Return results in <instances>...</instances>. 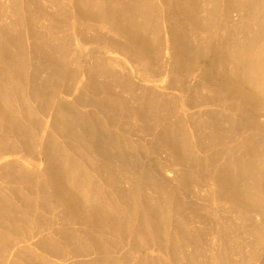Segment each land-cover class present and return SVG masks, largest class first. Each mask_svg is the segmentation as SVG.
I'll return each instance as SVG.
<instances>
[{"label":"bare ground","instance_id":"6f19581e","mask_svg":"<svg viewBox=\"0 0 264 264\" xmlns=\"http://www.w3.org/2000/svg\"><path fill=\"white\" fill-rule=\"evenodd\" d=\"M212 8L215 9L210 11L207 22L208 25L206 26V28L208 27L207 40L203 44H200V46H186L185 48L188 49H185L184 51L185 53L183 63L182 60L181 62L175 60L178 62L174 64L175 61L173 60V66L168 67V71L170 70L169 73L172 74V77L170 78L171 81L169 82V88H178L179 92V97H176L174 100L168 98L164 93L160 94L156 92V90L154 91L151 87L150 88L152 90L146 88L147 85L144 90L142 89V92L140 90V87L142 85L139 86V90L141 93L138 94V86L133 83L132 80L130 81L129 78H127L129 75H126L127 77L124 79L119 78L120 75L118 76L116 72L112 71L114 69L105 67L104 59L106 57L101 60V57L99 56L101 54L97 55L98 57H100V60H96L100 62L95 61L96 63L93 62V65H89L90 67H85V69L82 68V62L80 58H75L77 67L75 68L76 70L74 69V67L71 68L74 69V71L71 70L74 72V74L70 73V70L67 71V68L71 67L69 66L70 62L68 60V55L66 52H64V50L61 51L62 53L64 52V54H59V60H57V58L55 57L56 62L53 61V64L56 67V80H54L56 81L55 83H57V80L59 81V83H61V81L63 83L65 79L67 82V79L70 77V80L76 79L79 76V73L82 72V74L87 77V82H85L86 84H84L85 86L87 85V87L85 88L84 86H82L83 88L80 89L81 92L78 90L80 94L77 97V102L81 104L84 109L87 108V104L90 103L89 105L95 109H98V111L96 110L95 112L87 114H84L86 112L83 110L78 112L84 115H77V111L75 113L72 111L73 113L67 114L69 109L66 110L65 105H60V103L62 102V100L60 99V101L57 100L60 102H58L60 105L59 107H57V101L55 102L57 106L55 104L54 106H52L50 102L53 103V99L57 98V96L55 97L53 91L52 93L50 91L47 92L48 90H45V86L43 87L37 84V76L36 78H34L35 81L31 84L32 87L30 86V88H32V90L30 91V95L32 96L27 93L31 98L33 97L34 104L35 100L37 102L39 101L40 112H46V110H48V107L46 105H48L49 109H51L50 113L52 114V116L50 117H53L51 129L53 130L52 133L55 134L50 138V144H46V148L48 149V151L51 150L53 152V158H51L52 153L50 152V154L49 152H47V150L46 155L40 152L41 158L44 155V158L46 160L45 172L48 175V177L47 175L46 177L50 178L53 182V184H51V196H53L59 204L70 203L74 207L76 214L78 215L77 218L83 220L85 224L87 220H91L98 213L103 202L102 198L104 197V191L101 189L102 187L96 184L91 173L88 174L90 170L85 173L87 176H82L83 180H80L82 172L84 170L83 166L88 167L87 169L91 167L92 161L90 162L89 160L85 159L86 155H88L89 152H92L93 155L100 160L101 170L106 172L109 176L108 178H106L107 180H104V182L106 181L107 186H110L109 184H114L113 182L117 178L115 176L118 175L120 177V173H118V171L122 172L123 170L129 169L132 175L129 174L128 177L131 176L129 180L132 182V184H134L133 186H131L133 187V190L132 192L131 190H129V193L125 192L126 190L119 188L118 191L119 195L122 198L121 201H123V203L128 206V210L131 212L130 214L135 218V220H138V222L139 220L144 223L146 222L150 226V228H153L155 237V239L153 240H155L156 247H158V249L163 253L164 250H168H166L165 252H168V257H171L170 264H179L181 262H183L184 264L207 263L206 261H204L206 259H204V257H201V249H199L202 243L201 240H203V236L207 231V225H203L204 223L209 224L208 226L210 228L208 227V231L211 232V235L212 233L214 235H217V237L215 236V239H218L217 241H221L220 244H222V251L220 249L219 253H217L216 251L215 257L213 256V254H211L213 256V260L218 264H254L256 261H259L263 257L262 255L264 253V121L261 118L264 117L261 116L262 114H264V0H223L220 1V3H218L217 1V5L215 7L213 6ZM233 14H235L236 17L238 16L236 20L233 19L235 22L231 21L230 18V16H233ZM222 21L226 22L223 23ZM219 31L223 34L220 35ZM26 56V53L19 55V60L16 61L17 64L15 67H18L21 70L26 68ZM154 56L157 58L159 55L155 54ZM175 56H173L172 58H174ZM150 60L153 61L154 59L152 58ZM208 62L209 64H211L206 65V63ZM151 63L153 64V62ZM49 64H52V62ZM55 67H53V69ZM149 68H151V64L149 65L148 69ZM65 70L67 72H65ZM152 71L154 72L155 70ZM192 81H194V83ZM50 83L44 84L46 85V89L49 88ZM114 83L116 84V86L118 85L119 89L121 90L115 91V88H113ZM73 85H75V83ZM57 86L59 85L57 84ZM75 88L77 89V87ZM56 89V92H58L59 88ZM87 89L92 91V96H88V99L85 98L86 100H84L83 93L86 94ZM20 91L23 92L24 89ZM126 91H128L129 93H127L128 95L125 98L123 96L125 94H123L122 92ZM24 93L20 94L17 91L13 93L11 100L12 102L17 103L16 105L18 106V110L14 108L16 105L12 103L15 106H12V108L10 107L12 110L10 109L11 114L9 112V116H12V119L10 117L9 118L11 119L13 125V131L11 132L14 134L18 145L17 150L15 151L21 150L28 155L35 153L34 146H36V144L33 142H35L34 137L37 129L36 123L39 121V118L35 123L34 118L36 119V117L34 116L36 115V112L38 113V109L34 113V110L32 111L29 108L30 105H26L28 103L27 101H32V99H27L26 101L25 98H27L28 96L27 94L23 95ZM67 94L68 93H66V95ZM22 96H25V98H23ZM7 97L9 96L7 95ZM75 100L73 99V102ZM64 101L65 100L63 99L62 103H64ZM78 103L76 104L78 105ZM177 104L178 106H180L179 108H177ZM252 104L259 107V109L258 107H256L255 109L256 111L258 109L259 112H256L255 110L252 111ZM45 106L47 107L45 108L46 110H44L43 108ZM72 107H74V105ZM78 107L76 108L78 109ZM98 112L100 113L99 115L103 116V123H100L103 124L104 127L114 126L117 128V130H121L117 135H115V137L114 134L116 133H113V135H111L110 137L109 135H107L109 138L113 139H110L112 142L108 139L107 136L104 135L103 137L100 135L101 129L99 130L97 126L99 125V122H97L96 119L99 115L95 117V114H98ZM19 113L23 114V117H21ZM125 117H132L131 119H133L134 117L135 120L137 119L139 122H141V124L144 125L143 129L145 130V135H150L151 133L157 132V139L155 138L156 142H154L152 146L150 145L151 148L154 149L153 151L155 152L159 147L167 148L170 151L169 153H171L173 163L176 166H180L181 168H183V170L181 169L182 171H184V169L189 171V173L182 174V172L180 176H177L179 177L178 180H174H177L176 188V185L174 186L173 184L172 185L174 188H172L171 186H167L168 184H170L168 182H172L170 181V179L169 181L166 180V182L165 180H162L166 183V186L162 182L161 183L163 184V186L162 184L159 185L160 183L158 184V182L154 183L156 180L159 181L160 178L156 180L154 179L155 175L153 176L151 174V167H149L150 164L147 165L146 163L145 167H141V163L143 162L142 164H144L145 158L144 161H142V159L140 160V158H138L139 153L141 152L142 154V152L145 151V153L149 154L151 148L148 143L145 144V141L147 139L144 141V143L141 142L142 138H138V140L136 141H133L131 139L133 133V129L131 128L133 126L131 124H126L129 119H127V121H124ZM98 119H101L100 116L98 117ZM130 122L131 121H129L128 123ZM124 123L128 125L127 128L123 126ZM138 125H136L137 129H139ZM39 126L41 127V125ZM40 127L38 128L40 129ZM137 129L134 131L136 132ZM38 130L37 132H39ZM139 131L138 134H134H137L139 136ZM142 133H144V131ZM102 134H104V132ZM49 135H51V132L50 134H48V136ZM57 136H60L58 138H64L63 140L66 141L64 145H66L65 147H67L65 149L72 150L71 153H65V151H63L64 149L62 150L58 146L59 143L54 142L59 140ZM114 138L116 139L115 142ZM157 144L158 147H156ZM43 145H45V142ZM40 146L42 147V143ZM124 147L127 149L126 151H128L129 154L134 153L133 155L135 157L137 156L136 158H138V160H136L135 163L121 161V155L119 154V152H122ZM230 150L231 152L232 150H234V152H232L233 154L229 152ZM126 151L124 150L125 153ZM73 152L75 153L73 154ZM113 152L115 155L111 154ZM245 153L248 156H246ZM141 154L139 155L140 157ZM74 155L75 157H73ZM117 155L120 160H118V157H116ZM32 156L34 155L32 154ZM143 156L145 157V155ZM151 156H153V154ZM106 157H108V159ZM113 158H115V160ZM33 159H35V156ZM139 160L141 161V163L138 162ZM138 163H140L141 166H139ZM79 166H82L83 170ZM55 170H58L59 172H57L59 174L61 172L64 173L65 184H62V188H60L61 184L59 185L57 182L58 176L54 174ZM154 172L155 171H153V173ZM208 172L209 174H207ZM121 174L123 175V172ZM60 175L62 176L63 174ZM128 177L127 181L129 182ZM206 179H209V181L213 184L214 190L213 193L209 191L211 192V194L209 196H206L208 197V200L211 201L209 198H212L217 202V204L219 202L222 206H226L228 209V212L225 213L226 215L222 214L223 216H225V219L222 218L223 222L221 220V217L223 216L221 215L218 218L222 223L220 222L218 224H215L213 220L215 216L212 218L211 215L213 213L211 214V211L209 212L210 214L205 213L206 215L209 214L208 216L200 215L201 212H196L197 208L195 206L193 207V205H196L198 202H192L193 204L191 203L192 205L189 206L188 204L190 202L188 201V197L187 201L189 203L184 200L186 203H184L183 207L189 206V208L187 207L186 210L188 209L187 211H192V213L194 212V215H192L190 212V216H192V218L190 216L188 217L187 215V217H182L181 215L180 218L174 217V215H176V213L174 212L177 211L176 205H178L176 203H180L181 205V203L184 202H179L181 200L180 198V200L178 199L179 201L174 200L177 197L176 191L182 190L185 191L183 193H189L191 191L190 189L192 188H188V186H190L188 185L189 180L191 181V183H203L205 185L203 181H205ZM82 181L86 184H80L82 183ZM131 182H129L130 185ZM211 183L209 187H211ZM197 184L196 186L198 187ZM80 187L84 190L78 192L80 190ZM145 187H148L149 189H151L152 187L153 190L155 189V193L158 194L159 199H155L156 197L152 199V197L150 196L151 192H149L150 194H146V191L144 189ZM168 187L172 188L173 190L169 191ZM201 187H203V185H201ZM190 193L192 194L193 192L191 191ZM206 197L204 200H206ZM215 201L214 205L216 204ZM207 204L204 205L207 206ZM199 205L200 204L197 205L198 208H200ZM183 207L181 208L182 210L184 209ZM226 207L225 210L227 211ZM186 210L184 209V211ZM217 210L220 211L218 209V206ZM184 211L181 213L183 214V216L185 213ZM214 213H216V211ZM172 214L174 215L172 216ZM179 214L180 213H178L177 215ZM194 217L199 220L198 223L201 222L203 228L194 227L195 229H193L189 226L191 221L197 220H195ZM122 219H118V222L122 221V224H124L126 221L124 223L123 221L126 218ZM234 220H237V223L238 221L240 223L238 225L236 224V226V222ZM120 236H122V234ZM194 236L195 238H193ZM243 236L250 238V241L248 240L249 243H245V240L247 238L245 239L244 237V240ZM212 237L214 236L212 235L211 238ZM208 238L210 237L208 236ZM5 241L7 240L5 239ZM203 242L205 243V241ZM212 242L214 243V245L217 243H215L214 241ZM13 243L14 248L16 244L14 241ZM212 245L210 246L212 247ZM190 247H192V249L194 248L195 250L190 249L192 250L191 253L186 252ZM9 248L10 247H6L2 249L0 251V256L5 257L10 252ZM131 249L132 251H134L133 248ZM180 253H182V257ZM26 258L28 259V257ZM17 259H19V257ZM210 260L212 261V259ZM48 262H50V260Z\"/></svg>","mask_w":264,"mask_h":264},{"label":"rangeland","instance_id":"374dc122","mask_svg":"<svg viewBox=\"0 0 264 264\" xmlns=\"http://www.w3.org/2000/svg\"><path fill=\"white\" fill-rule=\"evenodd\" d=\"M217 1L218 3H220V1L223 0H217ZM217 1L216 0H0V149H1L0 150V251L6 247H10L9 248L10 252L5 256L7 260L5 259V257L0 256V264H7V263L8 264L9 263L10 264H85V263L88 264V262L89 264L90 263L91 264H106V263L107 264H111V263L112 264H170L171 257L170 256L168 257V252H165L167 249L164 250L163 253L158 249V247H156L155 240H153L155 239L153 228H150V226L146 222L144 223L140 220L138 222V220H135V218L132 217V215L130 214L131 212L128 210V206L124 204L123 201H121L122 198L119 195V191H118L119 188H122L123 190H126L125 192H129V193H130L129 190H131V192L133 190V187L131 186H133L134 184H132V182L129 180L131 176L128 177L129 174L132 175L129 169L123 170L122 171L123 175L121 174L122 173L121 171H118V173H120L119 174L120 177L118 175L115 176L117 178L113 182L114 184H109L110 186H107L106 181L104 182V180H107L106 178H108L109 176L106 172L101 170L100 160L97 157H95L92 152H89V154L86 155L85 159L89 160L90 162L92 161L91 167L87 169L88 167L83 166L84 170H86L84 171L83 167L79 166L83 170L80 180H83L82 178L84 176L85 177L87 176L85 173H87V171L90 170L91 172L89 171L88 174L91 173L96 184L102 187L100 188L104 191L103 192L104 197L102 198L103 202L101 204L100 210L92 218L94 220L91 219L92 220L91 221L89 219L87 220L88 222L86 221L85 224L83 220L77 218L78 215L76 214L74 207L70 203H69L70 205L68 203L59 204L57 203L55 198L51 196L52 194V193L50 194V192H52L51 184H53V182L50 178H47L48 175L45 172L46 160L44 158V155L42 156V158L40 155L41 153L46 155L47 152L49 153L51 152L52 153V154L50 153L52 155L51 158H53L54 155L53 152L51 150L48 151V149L46 148V146L50 144V138L55 134L52 133L53 130L51 129L53 123L52 120L53 117H50L52 116V114L50 113L51 109H49L48 105H46L48 108L46 106L43 107L44 110H46L45 108H47L48 110L42 113L39 111L40 109L39 101L37 102L35 100V104L33 103L34 99L33 97L32 98L30 97L32 96L30 95V91L32 90L30 86L32 87L31 84L32 82L35 81L34 78H36L37 76L38 78L37 84L43 87L45 86L44 88L46 91L48 90L47 92L50 91L52 93L53 91L55 97L57 96V98L53 99V103L50 102L52 106H54V104L56 105L55 102L59 99L62 100V102L63 99L65 100L64 103L62 102L60 103L59 102L60 100L57 101L58 106L57 105L56 106L59 107L60 105L62 106L65 105V109L66 110L69 109L67 114H71L73 112L75 113L77 111V115H84L87 113L95 112L96 110L98 111V109L91 107L89 105L90 103L87 104V108L84 109L83 106H81V104L77 102L78 101L77 97L81 92L80 89L83 88L82 86H84L85 88L87 87V85L86 86L84 85L86 84L85 82H87L86 80L87 77L84 74H82V72L79 73V76L76 79L70 80L71 78L70 77L68 78L69 80L67 79V82L65 79L63 83L61 81L62 84L59 83L58 80L57 83H55L56 81L54 80H56V72H55L56 67L53 64V61H55L56 58L57 60H59V54L61 55L62 53L61 51L64 50V52L67 53L68 60L70 62L69 63L70 65L69 64L68 65L71 67L67 68V71L70 70V73L74 74L73 71L77 67L75 63V58H80L82 62L81 63L82 68L85 69V67L89 68L94 63L100 62V61H96V60H100L99 59L100 57L101 60L106 57L107 59L106 58L104 59L105 67L114 69L112 71L116 72L118 76L120 75L119 78L124 79L129 75L127 78H129L130 81L132 80V82L138 86L137 90L139 92L136 91L138 94L141 93L147 85L146 88L149 89L152 88L154 91L156 90V92L160 94L164 93L168 98L174 100L176 97H179L178 95L179 92H178V88L175 89L169 88V82L171 81L170 78L172 77V74L169 73L170 70L168 71L169 69L168 67L173 66L172 65L173 60L174 61L178 60L180 62L182 60L183 63L184 53H185L184 51L185 49H188L185 48L186 46L188 45L200 46V44H203L207 40L208 27L206 28V26L208 25L207 24L208 15L210 11L215 9V8L213 9L212 7L213 6L215 7L217 5ZM230 18L231 21L235 22L234 20H236L238 16L236 17V15L233 14V16L232 17L230 16ZM222 22L224 23L226 21H222ZM220 31H219L220 35L223 34ZM24 52L27 54L26 56L27 61L25 57V61L27 65L26 68L21 70L20 68L15 66L17 64L16 61L19 60V55L25 54ZM64 52L62 54H64ZM153 54L154 55L158 54L159 56L156 58ZM97 55H99L100 57H98ZM173 56L175 57L172 58ZM152 58L154 59L153 61L150 60ZM178 61H175L174 64H176V62ZM48 62L49 63L52 62V64H49ZM151 62H153V64ZM209 62L206 63V65L207 64L210 65L211 63L209 64ZM150 64H151V68L148 69ZM52 65L53 67H55L54 69ZM73 67L74 69H71ZM152 70L155 71L153 72ZM67 71L65 70V72ZM43 82H45L46 84L51 82L50 83L51 85L49 84V88L47 87L48 89H46V85H44L45 83ZM192 82L194 83V81ZM23 83H25L26 85L28 84L27 85L28 87ZM74 83L75 85H73ZM57 84L59 86H57ZM139 86H141L140 87L141 92L139 90ZM75 87H77V89ZM56 88H59L58 92H56L57 91ZM113 88H115L114 89L115 91L121 90L119 89L118 85L116 86L115 83L113 85ZM23 89H24L23 92L20 91ZM78 90L80 92H78ZM16 91L19 92L20 94L26 92L23 95H26L28 93L30 96L27 94L28 96V97L26 96L27 98H25V96L24 97L22 96L23 98H25L26 101L27 99H32V101L28 100L27 101L28 103L26 102L27 103L26 105H30L29 108L32 111L34 110L33 111L34 113L38 109L37 110L38 113L36 112V115L38 114L39 115L34 116L36 117V119L34 118V121L36 123L39 118L40 122L38 121L39 123L38 122L36 123L37 129L35 128L36 129V133L34 137L35 142H33L36 144L38 149L36 148V146H34L35 153H32L35 156L36 160L33 159L34 156H32V154L27 155L21 150H19L20 152L15 151L17 150L18 145L14 137V134L11 132L13 131L12 130L13 125L11 121L12 116L9 115L11 114L10 109L12 108V106H15L17 104L12 102L11 100L13 93ZM55 92L56 94L57 93L58 94L56 95ZM91 92L92 91L87 89L86 94L83 93L84 100L88 99V96H92ZM66 93L68 94L66 95ZM122 93L125 94L122 95L126 98L128 95L127 93L129 92L126 91ZM7 95L9 97H7ZM73 99L74 100L77 99V100L73 102ZM58 102L60 103V105ZM75 102L78 103V105ZM12 103H14L15 105ZM73 105L74 107L75 106L76 107L80 106V107H78L77 109L76 107L75 108L72 107ZM253 105L254 104H252L251 106L253 107L252 111H254L256 107H258L256 105L254 106ZM16 106L14 108L17 109L18 106L17 107ZM31 106H33L34 109ZM179 107L180 106H178L177 108ZM258 109L257 111L256 110L255 111L259 112ZM82 110L85 111L86 113L84 114L78 113ZM99 114H100L99 112L98 114H95V117H97ZM20 116L23 117V114H20ZM99 116L101 119H98ZM99 116L96 119L97 122H99L98 123L99 125L97 126L99 130L101 129L100 130L101 136L104 137V135L105 136L109 135L110 137L111 135H113V133H116L114 134L115 137V135H117L121 131V130H117V128L114 126L111 127L105 126L106 127L105 128L103 124H101L103 123L102 121L103 116L102 115ZM261 116H264V114H262ZM131 118L129 117L124 118V121H127V119H129L126 124H131L133 126V127L130 126L132 127L131 129H133L131 139L133 141H136L138 140V138L139 139L142 138L143 140L141 139V142L143 143L147 139L146 140L147 142L145 141V144L148 143L149 146L150 145L152 146V144L156 142L155 138L157 137V132H155L156 135L155 133H151L150 135L149 134L145 135V130L143 129L144 125L141 124V122H139L136 119L138 121L137 122L134 119V117L133 119ZM261 118L264 121V117ZM129 121L131 122L128 123ZM38 124L41 125V127ZM126 124L124 123L123 125L125 126V128H127L128 126ZM136 125L139 126V129L136 128ZM38 127H40V129ZM135 128L137 129L136 132L134 131L136 130ZM37 130L39 132H37ZM138 131L140 132L139 136L137 135ZM141 131L142 132L144 131V133H142ZM50 132L51 135L48 136ZM103 132L104 134H102ZM58 137L60 136H57V138ZM109 137H108L109 140L110 139L113 140L112 138ZM58 139L59 140L54 142L59 143L58 146L60 147V149L62 150L64 149L63 151H65V153L67 152L68 154L71 153L72 150L65 149L67 147H65L66 145H64L66 142L63 140L64 138L61 137ZM60 139L63 141H61ZM115 140L116 139L114 138V142ZM39 141L42 143V147L40 146L41 143ZM44 142L45 145H43ZM156 147H158V144ZM43 148L45 149V151ZM124 150L126 151L127 149L124 147L123 151L119 152V154L121 155L120 157L121 161H125L128 163H135L136 160H138V158H140V160L142 159V161H144L145 158L144 164H142L143 162L141 163V161L139 160L138 162H140L142 166L140 165V163H138V165L141 167H145L146 163L147 165L150 164L149 167H151L150 168L151 169L150 171L152 172L151 174L153 176L155 175L154 179L156 180L160 178L159 181L156 180L154 183L158 182V184L160 183L159 185L163 183L166 186L165 183L166 180L169 181L170 179V181L172 182L167 181L168 183H170V184L167 183L168 184L167 186H171L172 188H174L173 185L174 186L176 185L175 186L176 188L177 187L176 181L179 178L177 176H180L182 172H183L182 174L189 173L188 170L184 169V171H182L183 168H181L180 166H176L173 163V160L171 158V153H169L170 151L165 147H159L158 150L155 149L156 150L155 152L153 151L154 149L151 148L149 154L145 153V151H143L142 154L140 152L139 155L141 154V157L143 158H141L139 155L138 158H136L137 156L135 157L133 155L134 153L129 154L128 151H126L125 153ZM240 150H244V149H240ZM229 152H231V150ZM232 152H234V150H232ZM74 153L75 152H73V154ZM121 153H123L124 155ZM111 154L115 155L114 152ZM127 154L128 157L130 158L127 157ZM152 154L153 156H151ZM129 155L134 157H131ZM143 155H145V157ZM246 156L248 155L246 154ZM73 157H75V155ZM116 157H118V155ZM106 158L108 159V157ZM120 158L118 157V160H120ZM113 159L115 160V158ZM161 168L164 170H162ZM55 171L54 174L58 176V178L55 176L57 178V182L59 185L61 184L60 188H62L63 185L65 184L64 173L63 172L60 173L63 174L62 177L58 173L59 172L58 170H57L58 172ZM153 171L155 172L153 173ZM207 174H209V172ZM127 177L129 182H131V185L127 181ZM175 179L177 180L174 181ZM162 180H165V182H163ZM203 182L205 183V185L203 183H198V184L196 183L199 187L198 188L195 183L193 182L191 183V181L189 180L188 185L190 186H188V188L192 187L191 189L190 188L189 189L193 193L191 194L190 193L191 191L189 193L188 192L183 193L185 191L182 190L176 191L177 197L175 196L176 198L174 197L175 198L174 200L179 201L181 199L179 202H182L184 200H186V202L189 201L190 202V203L188 202L189 206L193 204L192 202L195 201L196 203L198 202L197 204L195 203L196 205H193V207L195 206L197 208V211L196 210L195 211L198 213L200 211L201 212L200 215L203 216H208L210 213L211 214L213 213L211 215L212 218L218 215L216 217L217 219L215 217L213 219L214 223L218 224L221 222L218 217H220L222 214L226 215L225 213L228 212V209L226 206H222L219 202L217 204V202L212 198H209L211 201L208 200V197L206 196H209L211 192L213 193L214 191L213 184L209 181V179L208 180L206 179ZM209 182L211 183V187H209L210 186ZM80 184L83 185L86 183L82 181V183ZM201 185H203V187H201ZM172 188L168 187V190L169 191L173 190ZM144 189L146 191V192L144 191L146 194H150L149 192H151L152 195L150 194V196L152 197V199L155 197H156L155 199H159L158 194L155 193L156 192L155 189L153 190L152 187H151L152 190L149 189L148 187L147 188L145 187ZM81 190L83 191L84 189L80 187V190L78 192H81ZM187 197L189 198L188 201H187ZM205 197L206 200H204ZM190 199L193 201H191ZM214 201L216 203L215 205H214ZM186 202L185 201L182 202L181 205L180 203H176L178 204L176 205L177 211L174 212L176 213V215L172 214V216L174 215V217L180 218V215L182 217H185L186 215L189 217L191 214L194 215L193 214L194 212L192 213V211H190L191 212L190 214V212L187 211L188 209L186 210V208L187 207L189 208V206L183 207L184 203ZM208 202L210 203V205ZM198 204H200L199 205L200 208L197 207ZM204 204H207V206ZM201 205L204 207H202ZM217 206L220 211L217 210ZM182 207L186 211H184V209L182 210L181 209ZM225 207L227 211L225 210ZM183 211L186 213V214L184 213V216L183 214H181ZM215 211L217 214L214 213ZM177 212L180 214L177 215L178 214ZM205 213L206 214L209 213V214L206 215ZM117 216L119 220H121L122 218H126L127 220L125 219L123 223L125 221L126 222L124 224H122V221H120L121 223L118 222L119 220L117 219ZM190 217L192 218V216ZM222 218L225 219V216L221 217V220ZM77 219L78 220L80 219L79 220L80 222ZM196 219L197 218H195V220ZM198 221H199L198 219L196 221H191L189 226L192 227L193 229H195L196 227L203 228L201 222H199L200 223L199 224ZM234 221L236 222V223L234 222L235 225L236 224L238 225L240 223L239 221L237 223V220ZM192 224L195 226H193ZM125 225L127 226V228ZM196 225H200V226H196ZM203 225L205 226L207 225L206 228L207 231L205 232L206 234L203 236V240H201L202 243L200 245L201 247L199 248L201 249V257H204V259H206L204 260L207 262L206 264H213V263L218 264L213 260V256L215 257L216 251L217 253L220 252L222 247V244H220L221 241L220 240H219L220 242L217 241L218 239L217 240L215 239V236L217 237V235H214L213 233L212 235L214 237L211 238L212 236L211 232L208 231L209 224L204 223ZM117 228L119 230V233ZM121 234L122 236H120ZM208 236L211 239L208 238ZM244 237L245 239L246 238L247 239L245 240ZM193 238H195V236ZM5 239L8 242L5 241ZM243 239L245 240V243H249L250 241V238L246 236H243ZM13 241L15 242L17 247L15 245L13 248V244H14ZM203 241H205V243ZM212 241L217 243L214 245ZM137 242L139 243V245ZM210 245H212L213 248ZM108 246L111 248H109ZM131 248H133L134 251H132ZM190 249H192V247L188 248L186 252L191 253L192 250H195L194 248L192 250ZM19 251H23V252H19ZM24 251L27 253V255ZM202 251L205 253H203ZM211 254H213V256ZM180 255L182 257V253H180ZM262 256L263 257L259 261H256L254 264H264V253ZM18 257L20 261L19 259H17ZM26 257H28V259ZM210 259H212V261ZM49 260L50 262H48ZM179 264H184V263L181 262Z\"/></svg>","mask_w":264,"mask_h":264}]
</instances>
